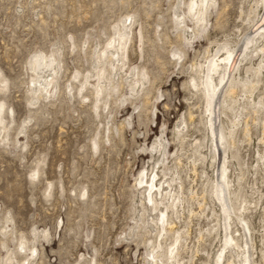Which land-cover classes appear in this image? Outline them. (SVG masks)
Here are the masks:
<instances>
[{
	"label": "rangeland",
	"instance_id": "374dc122",
	"mask_svg": "<svg viewBox=\"0 0 264 264\" xmlns=\"http://www.w3.org/2000/svg\"><path fill=\"white\" fill-rule=\"evenodd\" d=\"M192 1L0 0V264H153L157 245L163 264L175 237L180 264H214L226 221L216 184L225 185L211 159L202 68L257 30L264 5L212 0L196 23ZM116 39L120 57L108 47ZM38 55L59 64L46 93L32 85ZM251 62L236 76L245 87L222 96L220 122L232 131L233 229L264 264V51ZM160 138L165 149H152ZM153 167L176 188V207L145 202L138 179ZM166 207L176 225L162 240Z\"/></svg>",
	"mask_w": 264,
	"mask_h": 264
},
{
	"label": "bare ground",
	"instance_id": "6f19581e",
	"mask_svg": "<svg viewBox=\"0 0 264 264\" xmlns=\"http://www.w3.org/2000/svg\"><path fill=\"white\" fill-rule=\"evenodd\" d=\"M211 2H212V0H193L189 4L188 9L192 13V15L196 17V21H197L196 23H198L199 21L204 19V12H205L207 6L210 5ZM263 5H264V0L262 3V7H263ZM256 23L257 24L255 25V29H257V30L255 32L251 31L247 38L242 39L240 46L238 48L233 49V48H230V46L227 47L224 45L223 51L217 52L214 55V57L209 61V63L206 65V67L204 69L202 68L203 75H202L201 84L199 87H200L201 91L203 92L205 100L207 101L205 114H206L207 129H208V132L210 135V136H208L209 137L208 139H211V142H212L211 149L213 148V150L211 152V159L215 162V164H218V168H217L218 182L222 181L225 185V188H224L219 183L216 184V187H217V194H215L216 199L220 203L221 210L225 216L226 221L224 222L223 227H222L223 232H224V240L222 239L221 242L223 241V244L220 245V249L217 251L216 258L214 259V264H236V262H237V264H253L252 255H251L252 254L251 250L253 247L252 242H249L250 240L248 241L247 236L240 234L238 229H236V230L233 229L234 228L233 223H232V211H233V209H232V206L229 208V206L227 205V203H228L227 201H229V199L227 198V196L229 195L228 194V188H226L227 186L229 187V185H228L229 181L227 178V176H228L227 175V170H228L227 166L228 165H227V156H226V154L228 152L227 151V147H228L227 137L229 135V139H230V135H232V131L229 130V133L226 134L225 127L222 124V121L220 122V117H221L220 116V109L224 106V102H225V99H222V96H224L225 94L235 95L234 93H235V90L237 88V84H240L242 87H245L246 83H243V82H245L246 80L242 81V79H240V78L237 79V77H236L238 75L240 76L241 73H239V71L242 69V67H244V65H245V64H243L244 61L246 63L247 62L249 63L252 60V55H259L260 52L264 51V12L259 17V19L256 21ZM187 33H190V35H192L191 33H194V31L188 29ZM127 35L128 34H122L120 36L126 37ZM124 43L125 42L123 40H117L116 39V40L112 41L111 44L108 45V47L109 48L111 47L112 49H114L117 53L116 55H118L120 57V55L122 53L121 49H122ZM221 47H220V49H221ZM250 49H252L253 52H252L251 56L249 58H247L249 56L247 54V50H250ZM125 54H126V52H125ZM106 55H107V52H104L102 56L105 58ZM261 55H262V53H261ZM38 56L34 57L32 63H31L33 69L36 71V73H35L36 75H35V78L33 79L32 85L33 86L37 85L38 87L43 88L44 92L46 93V92H48V90L45 86L42 87L43 82H45L48 87L50 86V84L52 83L54 75H56L58 73V72H56V67H59L58 66L59 64H57V61L54 58V56H50L49 59L47 57H45L44 55L41 57L40 56L38 57ZM245 66H247V65H245ZM258 67H260V65ZM258 67L255 68L256 70L253 67H249L248 69H251V70L253 69V70L259 72L260 68H258ZM48 68H49V70H47ZM116 70L117 69L115 68L114 71H116ZM103 71H101V72H103ZM143 75L145 77V74H143ZM144 79H146V78H144ZM0 81H1V79H0ZM106 82H107V84L110 83L109 81H106ZM139 83H140L139 80L135 82V84L133 85V91L137 90ZM37 86H34V87H37ZM194 86L197 87V85L195 83H194ZM3 87H4V85H3ZM96 87L103 89L105 87V85L100 84V85H97ZM199 87H198V89H199ZM254 88L255 87L253 86V89ZM97 96H99V95H97ZM258 103H261V102L259 101L256 104H258ZM2 107H3V105H2ZM1 110H2V108H1ZM222 111H221V113H222ZM0 115H1V113H0ZM232 124H233V127L237 126L236 120H234L232 122ZM0 125H1L0 130L3 131L5 129L3 119L0 120ZM246 130H248V129H246ZM165 147H166L165 141L160 138L158 140V144L154 145L152 147V149L157 150V148H160L161 150H164ZM215 173H216V171H215ZM162 178H164V177H162ZM162 178H159L158 172L155 171L154 167H153L150 172H148V171L143 172L138 179L139 186L144 189L142 195L144 196L145 202L147 204L151 205V207H153V209H155V210L158 209L159 205L161 206L162 202H164L163 200L166 198L172 199V202L170 203V207H176L175 205L177 204L176 203L177 196L175 195L176 193L174 194V191L176 188L174 189L173 185L168 180L163 179L164 181H162ZM215 179H216V177H215ZM213 186L215 188V185H213ZM226 190H227V192H226ZM168 207H169V205H168ZM174 209H172V210H174ZM168 215L169 214L167 213V207H166L165 209H162L159 211V214L157 217V223L156 224L158 225V229H159L157 237L158 238L161 237L162 240L165 239L163 237L164 235H162V233L163 232L165 233L167 229H172L176 225L175 222L170 221L168 219ZM179 236H181V235H179ZM175 238L176 239L173 240L174 243L169 247V249L167 251L166 262H164L163 264H173L174 262H177L178 264L181 263V262L180 263L178 262V255H180L179 254V252L181 251L180 249H183V248H181L182 246L180 244V240H182V239H180V237H175ZM160 243H163V242H160ZM25 245L26 244L21 243L20 246H21V248H24ZM151 249H152L151 258H152L153 264H158L157 260L159 261L162 257V255H161L162 245H157L156 247L151 246ZM30 250H31V248H30ZM160 262H161V260H160ZM6 264H8V263H6Z\"/></svg>",
	"mask_w": 264,
	"mask_h": 264
}]
</instances>
